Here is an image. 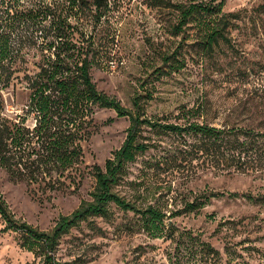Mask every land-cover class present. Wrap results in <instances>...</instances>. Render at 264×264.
<instances>
[{
  "label": "rangeland",
  "instance_id": "rangeland-1",
  "mask_svg": "<svg viewBox=\"0 0 264 264\" xmlns=\"http://www.w3.org/2000/svg\"><path fill=\"white\" fill-rule=\"evenodd\" d=\"M68 0H0L3 26L7 17ZM90 1V0H88ZM213 0H108L99 17L72 9L74 37L85 33L99 55L90 77L96 89L132 108L134 95L146 117L174 121L180 107L204 104L205 120L212 126L233 121L243 126L239 114L245 100L264 89V0H215L222 13H235L225 37L212 52L197 41L208 17H194L177 32L179 6ZM28 24V23H27ZM23 27V25H22ZM30 30L12 36L11 46L22 51L20 62L32 70V53L43 43L30 42ZM148 91V93L146 92ZM7 118L22 115L28 92L14 82L1 93ZM237 117V118H236ZM130 122L111 110L95 111L89 136L81 143L82 163L53 186L47 180L19 181L0 168V194L13 216L40 231H49L61 215H68L94 187L91 167H103L110 153L122 144ZM32 126V120L27 121ZM140 142L148 149L126 165L116 191L138 207L152 205L166 214L165 224L197 235L219 252L232 247V264H264V172L229 173L210 168L188 146L170 134L143 128ZM66 175V174H64ZM60 183H63L62 185ZM203 193H217L196 213L176 214L185 202ZM236 194L237 197H229ZM240 195L260 198L250 202ZM107 218H90L58 241L55 259L61 264H169L173 245L165 238L143 232L138 215L111 206ZM175 213V214H173ZM173 214V215H171ZM220 226H219V225ZM218 225V226H217ZM0 218V264H41L40 257L21 246L18 233L4 231ZM183 255H190L185 249Z\"/></svg>",
  "mask_w": 264,
  "mask_h": 264
},
{
  "label": "trees",
  "instance_id": "trees-1",
  "mask_svg": "<svg viewBox=\"0 0 264 264\" xmlns=\"http://www.w3.org/2000/svg\"><path fill=\"white\" fill-rule=\"evenodd\" d=\"M107 5L108 0H68L65 5L56 3L20 16L11 15L10 8H6V13H2L14 21L8 26H3L0 14V168L10 178L31 183L47 180L53 186L82 163L81 143L89 136L96 110H111L117 117H126L130 122L122 144L110 153L103 167H91L94 187L87 200H82L70 214L59 216L54 226L45 232L16 219L0 194L3 230L18 233L21 246L40 257L41 264H61L55 259L59 239L90 218H107L109 208L114 206L138 215L143 232L151 238L163 237L170 241L173 250L166 255L169 264H219V252L199 236L186 231L176 233L178 230L173 223L165 224L163 211L152 205L138 207L121 196L116 187L125 175L126 165L148 149L146 143L139 141L143 128L181 138L189 154L202 158V163L210 168L226 173L231 168L241 173H263L264 89L247 98L242 105L239 116L240 121L245 122L243 126L235 121L212 126L205 120L204 104L180 107L174 121L166 117L151 119L145 116L141 102L150 95H134L132 108L122 106L96 89L90 69L99 53L85 33L74 37L70 23L74 8L91 12L97 18ZM200 16L210 18L197 41L200 49L212 52L219 43L227 44L225 33L238 15L222 13L215 0L181 5L177 32L190 19ZM26 29L30 30V42L35 44L38 38L43 41L32 53L35 59L32 70L20 62V46L15 48L10 44L14 33L21 39L23 36H19V32ZM14 82L28 92V102L22 115L9 119L2 112L1 93ZM29 119L32 126L27 125ZM219 195L196 196L185 202L176 214L196 213L210 198ZM240 196L250 202L262 201L249 195ZM185 249L190 254L187 257L183 255ZM225 254V264H232V247L225 248Z\"/></svg>",
  "mask_w": 264,
  "mask_h": 264
}]
</instances>
